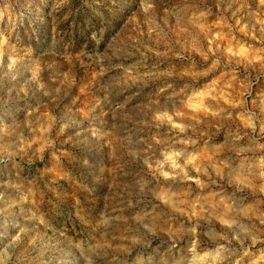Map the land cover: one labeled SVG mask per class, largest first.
<instances>
[{"label":"rangeland","instance_id":"1","mask_svg":"<svg viewBox=\"0 0 264 264\" xmlns=\"http://www.w3.org/2000/svg\"><path fill=\"white\" fill-rule=\"evenodd\" d=\"M137 3L0 0V32L19 45L16 67L11 71L6 66L0 68V177H10L18 185L16 189H0L5 193L0 200V242L20 233L19 241L9 248L11 260L7 264H82L76 245L82 250L86 240L94 236L97 209L102 205L111 213L129 198L141 197L134 191L138 166L129 160L121 143L127 137L131 140L128 148L136 144L142 134L141 121L148 114L145 106L160 85L145 74L155 69L182 71L192 67L187 56L195 62V70L201 71L203 61L191 51L190 44L196 41L206 49L207 41L190 25L182 31L159 9L151 16L137 12ZM242 3L164 0L165 7L209 12V23L223 18L231 24L243 18ZM185 48L189 51L182 61L175 54L184 55ZM231 68L240 81L247 77L246 89L237 83L234 87L245 92L248 107L264 119V63L233 61ZM227 70L218 69L199 82L219 78ZM64 73L68 78L62 85ZM134 76L143 80L133 82ZM72 83L76 86L70 87ZM61 122L70 124L65 133L59 132ZM89 122L111 133L110 137L85 143L87 133L78 136L77 131ZM49 126L46 135L43 129ZM44 139L59 147L61 166H46L36 158L35 149L48 152ZM109 139L112 143L108 148L116 152L114 160L105 156ZM224 139L223 133L214 136L209 151ZM85 154L93 165L105 164L103 174L98 167H81L79 158ZM109 184L112 191L102 195ZM221 191L231 200L235 190L228 178L218 180L206 194L211 197ZM153 214L161 227L168 226L169 217L173 226L187 221L166 208ZM213 224L219 227L217 221ZM256 225L264 227L258 221ZM127 226L120 225L121 229Z\"/></svg>","mask_w":264,"mask_h":264},{"label":"clouds","instance_id":"2","mask_svg":"<svg viewBox=\"0 0 264 264\" xmlns=\"http://www.w3.org/2000/svg\"><path fill=\"white\" fill-rule=\"evenodd\" d=\"M135 8L145 16L159 9L166 19H174L182 31L187 30L186 25L198 29L204 34L207 48L196 41L190 44L191 51L203 61L201 71L195 70V62L187 56L192 67L182 71L155 69L145 74L160 85L145 106L148 114L141 121L142 134L136 144L128 148L131 140L127 137L121 143L129 160L138 166L134 191L141 197L129 198L111 213H106L102 205L97 209L94 236L86 240L82 250L76 245L80 261L82 264H264V227L256 225L258 221L264 226V119L248 107L245 92L234 87L237 83L246 89L247 77L240 81L231 68L233 61L248 65L264 63V0H243L240 10L244 16L235 24L223 18L209 23V12L165 7L164 0H138ZM95 36L93 33V39ZM18 46V41L0 32V68L6 66L11 71L16 67ZM188 51L185 48L184 55H175L183 61ZM222 68L228 70L221 72L219 78L200 84L201 78ZM101 70L105 71L103 66ZM67 78L68 73H64L60 83L63 85ZM132 80L136 82L143 77L134 76ZM69 127L68 122H61L59 132L65 133ZM43 131L47 135L50 126ZM83 133H87L85 143L111 135L91 122L77 131L78 136ZM221 133L225 139L209 151L208 144ZM111 143L109 139L105 147ZM43 144L48 152L37 148L36 158L46 166L48 163L61 166L59 147L51 139H44ZM105 156L114 160L116 152L108 148ZM79 163L82 168L98 167L102 174L105 171L104 163L93 165L86 154L79 158ZM226 178L235 190L231 200L223 191L211 197L206 194L218 185V180ZM17 187L10 177H0V189ZM112 187L109 184L102 195L106 196ZM4 195L0 191V200ZM161 208L186 217V223L173 226L169 217L167 227L159 226L158 216L153 213ZM121 224L128 226L121 229ZM19 238L17 232L0 242L4 254L0 264L11 260L9 248Z\"/></svg>","mask_w":264,"mask_h":264}]
</instances>
